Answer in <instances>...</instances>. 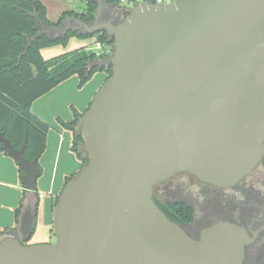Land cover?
<instances>
[{"label": "water", "instance_id": "95a60500", "mask_svg": "<svg viewBox=\"0 0 264 264\" xmlns=\"http://www.w3.org/2000/svg\"><path fill=\"white\" fill-rule=\"evenodd\" d=\"M95 1L93 21L67 15L43 29L114 38L113 54L91 65L112 75L82 117L88 164L54 207L56 241L25 242L28 215L0 238V264H244L258 230L219 220L194 238L153 196L178 172L229 187L263 161L264 0L140 3L122 20L116 4ZM0 141L37 191L28 136L20 148L5 132Z\"/></svg>", "mask_w": 264, "mask_h": 264}, {"label": "trees", "instance_id": "16d2710c", "mask_svg": "<svg viewBox=\"0 0 264 264\" xmlns=\"http://www.w3.org/2000/svg\"><path fill=\"white\" fill-rule=\"evenodd\" d=\"M84 1V7L80 12L66 10L57 21H52L47 15L46 5L41 0H0V131L5 132V136L17 148L22 146L28 136L25 156L31 160L39 159L44 153L50 129L49 123L32 111V102L72 74L78 75L81 85L89 81L97 71L105 70L109 73L108 77L112 75V66H91L93 62L102 60L104 57L96 56L95 52L92 49L89 50L87 46L51 59L43 58L41 52L43 48L66 42L72 36L84 38L95 36L96 39L110 40L114 45V38L110 39L106 31H100L94 35L69 31L64 37L52 36L47 31H43L48 27H60L67 15L89 22L93 21L98 3L95 0ZM108 2L120 6V0H108ZM126 15L127 13H124L119 20ZM61 66L63 69L55 74V70ZM83 115L84 112L74 111V119L63 122L64 126L73 132L72 149L82 161L81 170L88 164V153L85 148L82 149L85 143L81 132ZM0 152L8 154L1 141ZM19 171L20 174L24 172L20 166ZM77 174L79 172L68 176L65 185ZM153 197L173 221L182 225L194 221L195 210L188 204L177 201L166 202L155 194ZM23 201L24 196L15 209L16 219L24 206ZM39 202V196H37L35 213L38 212Z\"/></svg>", "mask_w": 264, "mask_h": 264}, {"label": "crops", "instance_id": "0c3cea01", "mask_svg": "<svg viewBox=\"0 0 264 264\" xmlns=\"http://www.w3.org/2000/svg\"><path fill=\"white\" fill-rule=\"evenodd\" d=\"M80 8L81 11L82 7ZM122 9L123 8L119 7V11H121ZM62 12L63 11H61V14ZM73 37H79V36H73ZM79 38H80V43H79L80 45L75 46L74 49L87 45L86 40H84V37H79ZM100 73L101 75H103V72ZM107 77L108 75L106 72V74H104V77H101L100 80L99 78H95L88 84V86L86 87V89L88 88V91L85 94H83L76 101V103H73V105L77 108L78 112L83 113L88 109L89 105L92 103V100L95 96L94 95L95 92L97 91L99 86H101V83L105 82ZM54 91H55V87L51 89L49 92L35 99L31 105L32 111L41 119L48 122L50 125V129L47 135V146L45 151L51 155V162L40 163L42 169L41 176L44 174L42 178H40V181L41 179H44L43 185L40 184L37 191H28L24 188L22 196H29V199H27V201L24 202V206L22 208V211L18 219H16V214H14V216L11 219H8V221H6L4 225L5 229L3 230V232H1L0 238L9 235L13 231L19 232L24 230V228H26L24 223L27 221L28 215H30L31 219L33 218L30 228L31 235L25 242L30 244L40 242L37 241V238H35L34 236L38 221L37 214L40 213L39 211L35 213V204H36L37 196H47V199L50 200V204H49L50 213L48 215L49 216L48 223L52 226V230H53L54 203L58 199V197L60 196L63 190V187L66 182V178L72 175L73 173L80 172L82 168L81 159L72 149L73 132L72 130L65 127L63 124V122H69L73 120L74 115L71 118V115L63 112V109L60 106L61 100L60 99L57 100L58 98L54 97L55 95ZM7 176L8 177L13 176L15 177L16 181L18 179H20L21 181L19 165L17 164L15 159L4 152H0V185L1 186L7 185L5 179H3V178H8ZM38 209H40V207Z\"/></svg>", "mask_w": 264, "mask_h": 264}, {"label": "flooded vegetation", "instance_id": "af4514ba", "mask_svg": "<svg viewBox=\"0 0 264 264\" xmlns=\"http://www.w3.org/2000/svg\"><path fill=\"white\" fill-rule=\"evenodd\" d=\"M110 15L108 13L103 19ZM120 18L118 16V20ZM254 172L255 170L235 185L222 187L201 181L193 174L182 171L158 183L154 194L163 201L184 202L194 208V221L183 225L194 238H199L204 228L219 220L244 225L251 236L253 231L258 230L256 238L246 246L244 264H264V172L252 175ZM161 184H165V187L158 188ZM170 190L179 191L177 196L182 197H167L170 196Z\"/></svg>", "mask_w": 264, "mask_h": 264}, {"label": "rangeland", "instance_id": "374dc122", "mask_svg": "<svg viewBox=\"0 0 264 264\" xmlns=\"http://www.w3.org/2000/svg\"><path fill=\"white\" fill-rule=\"evenodd\" d=\"M47 7V15L50 20L57 21L59 18V15L61 14V11L64 12V10H75L77 12H80V7H84L85 1L84 0H41ZM126 6H131L130 3H126ZM132 7V6H131ZM48 33L52 36L57 35L59 32L57 30H50ZM95 36H89L84 38L87 43V47L89 50L93 48V44L95 41ZM80 38L79 37H70L66 42H59L50 46H47L43 49L42 55L44 59H51L53 57H57L61 54L70 52L74 49L75 46L80 45ZM93 50V49H92ZM49 57V58H46ZM63 69V66L57 68L55 70V74H57L59 71ZM100 72H103V75H101ZM104 74H106L105 71H97L94 73V75L91 77L89 81H87L85 84L81 85L79 82V78L77 74H72L68 78H66L63 82H61L59 85L55 87V95L54 97H57V100H61L60 106L63 109L64 113H68L71 115V118L74 115V111H78L77 108L73 105V103H76V101L88 91V84L95 78L104 77ZM107 75H109L107 71ZM104 79V78H103ZM103 81V80H102ZM103 83V82H102ZM101 83V86H102ZM97 89V91L100 89V87ZM95 92V94L97 93ZM94 94V95H95ZM65 110V111H64ZM82 149H84V145H82ZM46 150V149H45ZM46 152V151H44ZM87 156L86 154H84ZM39 164L46 162H51V155L46 152L42 154V157L38 159ZM53 162V159H52ZM41 166V164H40ZM264 172V159L259 164V166L255 169V172L252 175L255 174H261ZM44 175V174H43ZM42 175V176H43ZM42 176L38 178V187L43 185L44 179H41ZM8 177V176H7ZM44 178V177H43ZM5 179V182L7 185L1 186L0 185V234L5 229V223L8 221V219H11L15 214V209L19 206L22 193L24 191V187L20 179L16 181L15 177L11 176ZM7 179V180H6ZM40 182V183H39ZM165 187V184L158 185V188ZM170 194V197L174 199L175 197L181 198L182 196H177L179 194V191L176 190H170L168 191ZM175 195V196H174ZM29 199V196H24V202ZM42 200V201H41ZM39 205L40 209L38 211L40 212L37 214L38 221L36 225V230L34 233L35 238H37V241L41 242H50L54 243L56 240L55 231H54V225L53 230L52 226L48 223L49 219V204L50 200L47 199V196H39Z\"/></svg>", "mask_w": 264, "mask_h": 264}, {"label": "built area", "instance_id": "2783aa9c", "mask_svg": "<svg viewBox=\"0 0 264 264\" xmlns=\"http://www.w3.org/2000/svg\"><path fill=\"white\" fill-rule=\"evenodd\" d=\"M176 0H120V6L118 8H123L121 11L123 13H128L131 6H135L140 3H155V4H165V3H171ZM126 3H130V7L126 6ZM93 51L95 52L96 56L98 57H109L114 52V45L110 42V40H100L95 39L93 44Z\"/></svg>", "mask_w": 264, "mask_h": 264}]
</instances>
